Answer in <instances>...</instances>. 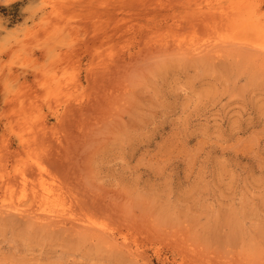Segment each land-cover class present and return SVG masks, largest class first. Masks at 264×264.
<instances>
[{
  "label": "rangeland",
  "instance_id": "rangeland-1",
  "mask_svg": "<svg viewBox=\"0 0 264 264\" xmlns=\"http://www.w3.org/2000/svg\"><path fill=\"white\" fill-rule=\"evenodd\" d=\"M263 41L264 0H0V264H264Z\"/></svg>",
  "mask_w": 264,
  "mask_h": 264
},
{
  "label": "bare ground",
  "instance_id": "bare-ground-1",
  "mask_svg": "<svg viewBox=\"0 0 264 264\" xmlns=\"http://www.w3.org/2000/svg\"><path fill=\"white\" fill-rule=\"evenodd\" d=\"M158 1H160V0H158ZM192 1H194V0H192ZM209 2V1H208ZM199 7V6H198ZM234 10V9H233ZM240 10V9H239ZM241 11V10H240ZM232 12V11H231ZM205 14H206V12H205ZM208 14H213V13H208ZM219 14H221V13H219ZM232 14V13H231ZM231 16H233V15H231ZM212 17V16H211ZM226 17V16H225ZM233 17H235V16H233ZM235 18H233V20H234ZM237 19V18H236ZM232 20V19H231ZM255 21V20H254ZM253 21V22H254ZM212 23V22H211ZM251 24H252V22H251ZM194 27V26H193ZM194 30V29H193ZM196 30H197V28H196ZM168 32V31H167ZM173 33V32H172ZM165 34H166V32H165ZM174 34V33H173ZM175 34H176V32H175ZM175 34H174V36H175ZM173 36V35H172ZM178 37H179V35H177ZM178 37H175V38H177V39H179ZM182 39V41L184 40L183 38H181ZM180 39V40H181ZM173 40H175V44L176 45H178V47L180 48L179 49V51L182 49V47H185L187 50L186 51H188V50H190L191 49V46L189 47V49H188V47L187 46H183V43H185V45H187V43L186 42H177V40L176 39H173ZM185 41V40H184ZM172 42V41H171ZM236 43V42H235ZM243 43V42H242ZM241 43V44H242ZM174 44V45H175ZM241 44H238V45H241ZM237 45V44H236ZM244 45V44H243ZM250 45V44H249ZM168 46V45H167ZM239 47V46H238ZM242 47V46H241ZM168 48V47H167ZM184 48V49H185ZM197 48V47H196ZM195 48V46H194V49L193 50H195L196 49ZM254 48H257V49H259V50H264V41L263 42H261L260 44H258L257 46H254ZM167 50V49H166ZM178 50V49H177ZM176 50V51H177ZM198 50H199V48H198ZM209 50V49H208ZM217 50V49H216ZM185 51V50H184ZM184 51L182 52V53H184ZM185 51V52H186ZM197 51V50H196ZM252 51V50H251ZM178 52V51H177ZM181 52V51H180ZM220 51H218V53H219ZM260 52V51H259ZM262 53V52H261ZM264 53V52H263ZM259 55V54H258ZM260 56H262V55H260ZM263 57V56H262ZM264 59V58H263ZM108 68V67H107ZM103 69V68H102ZM101 69V70H102ZM104 70V69H103ZM104 72H106V70H104L103 72H102V74H105ZM91 73V72H90ZM100 72H98L97 74H99ZM94 74V73H93ZM101 74V75H102ZM100 76V75H99ZM94 77H95V75H94ZM93 77V78H94ZM101 77V76H100ZM45 125V123H43V126ZM46 126V125H45ZM40 130H42V129H40ZM22 138V137H21ZM39 160V159H38ZM41 160V159H40ZM43 160H41L40 162L39 161H37L36 162V165H37V171L40 169L42 172L46 169V171H47V166H46V164H45V166H44V164L43 163H45L46 161L44 160L43 162H42ZM8 164V163H7ZM39 167V168H38ZM29 167H27V169H28ZM30 169V168H29ZM51 169V168H50ZM33 170H34V165H33ZM23 171H26V170H23ZM28 172V171H27ZM53 172V171H52ZM21 174H22V172H20ZM32 173V172H31ZM51 173V172H50ZM21 174L19 175L20 177H18V178H21ZM23 174H24V172H23ZM22 174V179H24V181H25V179H26V181L25 182H27V180L30 182V177L28 178H26V177H24L25 175H23ZM29 174V173H28ZM43 174H46L45 172H43ZM52 174V173H51ZM36 175V174H35ZM37 175H39V174H37ZM53 175H54V173H53ZM53 175H51L52 177H53ZM27 176V175H26ZM29 176H31V174L29 175ZM37 177V176H36ZM43 177V176H42ZM44 178V177H43ZM54 178V177H53ZM22 179H20L19 180V183H20V181H22L23 182V180ZM32 180H34V178L32 177L31 178ZM36 180V181H35ZM34 181L36 182H34V184H37V186H36V188L38 189V191H34L35 193L33 194L34 195V199H35V201L39 204V208H37V209H35V210H33V211H28V210H23L24 212H26V215L28 216V217H32L34 220H36V222L38 221L39 223L41 222V224H42V222H44L45 221V223H48V222H50V224H54V225H64V226H66L65 224H68V223H70V224H72L73 222L71 221L72 219V217L71 216H69L70 214H66L64 211H56V209L54 210V209H51V207H50V201H49V198H48V196H49V194H50V192H53V187H46V185H45V181H40L39 179L37 180V179H35ZM44 180V179H43ZM40 181V182H39ZM7 182H10V181H6L5 183H7ZM25 182H24V185H25ZM28 182V183H29ZM37 182H39V184L37 183ZM51 182V181H50ZM49 182V183H50ZM56 182V181H55ZM58 182V181H57ZM60 182V181H59ZM31 184H33L32 182H30ZM47 183V182H46ZM51 183H53V182H51ZM7 184H8V186H7ZM7 184H4L5 185V187L7 186L8 187V189H9V187H10V185H11V183H10V185H9V183H7ZM22 184V183H21ZM27 184V183H26ZM34 184H33V186H34ZM48 184V183H47ZM61 184H62V182H61ZM54 185V184H53ZM27 187H28V185H26ZM52 186V185H51ZM61 186V185H60ZM7 187H6V189H7ZM21 187V186H20ZM25 187V186H24ZM32 187V186H31ZM58 187V186H57ZM11 188H12V186H11ZM30 188V187H29ZM35 187H34V189H36ZM26 189V188H25ZM61 189V188H60ZM59 189V190H60ZM29 191H30V189H29ZM56 190H54V192H55ZM58 191V190H57ZM31 192V191H30ZM56 193V192H55ZM54 193V194H55ZM32 194V193H31ZM51 197V196H50ZM52 200V199H51ZM62 201V200H61ZM36 204V203H35ZM34 205V204H33ZM14 208V207H13ZM13 208L11 209V210H13ZM32 208V207H31ZM35 208V207H34ZM21 209H23V208H21ZM20 209V210H21ZM33 209V208H32ZM19 209H16V206H15V209H14V212H17V213H19L20 215H22V214H24V212L23 211H20ZM66 211V210H65ZM66 212H68V211H66ZM67 215V216H66ZM74 217V216H73ZM74 219V218H73ZM33 220V221H34ZM72 222V223H71ZM86 224V223H85ZM84 224V225H85ZM82 225V224H81ZM86 225H90V224H86ZM104 225V224H103ZM78 226H79V224H78ZM93 226V225H92ZM101 226V225H100ZM68 227V226H67ZM72 228H74V227H72ZM79 228V227H78ZM77 228V229H78ZM85 229V228H84ZM87 229V228H86ZM86 229H85V231H86ZM90 229H92V228H90ZM90 229H88V230H90ZM103 229V228H102ZM79 230V229H78ZM82 230V229H81ZM104 230H106V231H108V229H104ZM104 230H103V232H104ZM110 230V229H109ZM83 231V230H82ZM84 231V232H85ZM91 231V230H90ZM102 231V230H101ZM75 232H77V231H75ZM87 232V231H86ZM88 233V232H87ZM92 233V232H91ZM106 234V233H105ZM109 234V233H108ZM111 235V234H110ZM112 235H114V234H112ZM107 236V235H106ZM108 237H111V236H108ZM114 238H117V236L116 237H114ZM124 241H126V238L124 237V239H123ZM115 242V241H114ZM119 242V241H118ZM111 243H112V241H111ZM117 243V242H116ZM115 243V244H116ZM124 243V242H123ZM126 245V244H125ZM136 256V255H135Z\"/></svg>",
  "mask_w": 264,
  "mask_h": 264
}]
</instances>
